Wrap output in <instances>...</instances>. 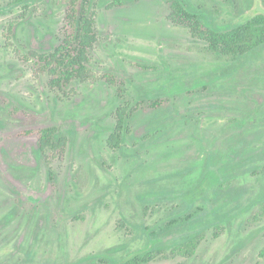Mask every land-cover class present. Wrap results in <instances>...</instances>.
Wrapping results in <instances>:
<instances>
[{
    "label": "rangeland",
    "instance_id": "1",
    "mask_svg": "<svg viewBox=\"0 0 264 264\" xmlns=\"http://www.w3.org/2000/svg\"><path fill=\"white\" fill-rule=\"evenodd\" d=\"M191 1L228 24L253 17L259 0ZM66 7L67 0H0V264H73L142 249L140 225L159 223L180 203L148 197L193 187L208 153L226 155L233 147L239 161L261 156L234 180L247 189L241 207L223 210L230 220L219 231L204 230L193 256L168 248L147 264H264V217L259 204L246 209L264 195V58H245L228 68L231 77L150 108L145 93L168 83L171 71L224 72L229 57L173 23L170 0H95L93 79L53 89L26 56L62 41ZM120 106L136 110L114 149L108 139ZM41 126L67 137L62 157L43 159L36 138L17 136Z\"/></svg>",
    "mask_w": 264,
    "mask_h": 264
},
{
    "label": "trees",
    "instance_id": "2",
    "mask_svg": "<svg viewBox=\"0 0 264 264\" xmlns=\"http://www.w3.org/2000/svg\"><path fill=\"white\" fill-rule=\"evenodd\" d=\"M31 1L33 0H14L17 4ZM94 3L95 0H67L66 30L62 41L50 52L32 51L26 56L27 59H35L32 64L33 71L48 75L53 89L64 91L75 80L93 79L90 53L99 40ZM170 5L171 21L188 27L194 37L207 42L212 52L229 57V61L225 63L228 67L226 72L221 71V67L206 71H171L168 83L145 93L151 101L150 108L166 104L171 96L179 93H189L197 87L206 88L212 81L223 78V74L231 77L235 72L228 68L231 66L233 69L234 64L245 58H264V13L257 12L242 23L220 24L209 12L194 5L191 0H170ZM103 77L109 83H116V76L112 73ZM130 113L125 106L117 109L115 130L108 139L111 148L118 149L122 146V134L126 130ZM240 124L245 125V121ZM17 136L36 138L37 153L43 159L50 156L62 157L68 144L67 137L61 135L56 126L25 129L19 131ZM238 155L239 147H233L226 155L209 152L205 170L193 187L151 194L149 201L180 200V203L159 223L151 226L140 225L147 238V244L142 249L123 257L108 253L91 254L73 264H147L168 248L174 255L193 256L202 241L204 230L215 226L219 231L222 222L230 220V215L227 216L223 210L230 206V209L241 207L240 201L247 189L235 186L234 180L251 167L242 170L240 168L261 156L239 161ZM210 191L214 192L213 197L209 196ZM200 200L204 202V206L197 205ZM257 204L258 217L263 218L264 195L258 196L246 209ZM206 214L213 215L215 219L204 221Z\"/></svg>",
    "mask_w": 264,
    "mask_h": 264
},
{
    "label": "water",
    "instance_id": "3",
    "mask_svg": "<svg viewBox=\"0 0 264 264\" xmlns=\"http://www.w3.org/2000/svg\"><path fill=\"white\" fill-rule=\"evenodd\" d=\"M257 9H258V12L264 13V7L260 0L257 3Z\"/></svg>",
    "mask_w": 264,
    "mask_h": 264
}]
</instances>
